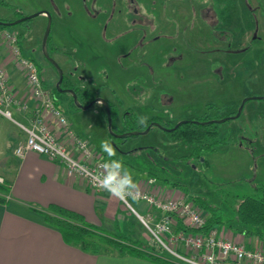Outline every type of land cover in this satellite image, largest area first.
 <instances>
[{"label":"rangeland","instance_id":"1","mask_svg":"<svg viewBox=\"0 0 264 264\" xmlns=\"http://www.w3.org/2000/svg\"><path fill=\"white\" fill-rule=\"evenodd\" d=\"M137 1L140 2L142 12L151 16L152 13L147 7V1L151 0ZM163 1L154 0L155 8L152 9L154 15H156L155 9L159 10ZM212 2L215 4V14L218 17L224 14L223 11L233 8L235 18L239 19L240 25L243 22L248 23V34H252V31L256 34L255 38L250 39L249 45H264V12L249 10L243 6L244 0H212ZM183 3L179 2L182 5L181 9L185 6L186 10L191 11L193 4H196V9L199 8V3L195 1L184 0ZM174 4L178 2L174 0L173 3L167 4L169 15L173 14ZM81 5V0H0V16L15 18L17 10L32 14L45 9L51 19L46 42L48 54L65 73L71 70L81 77L87 74L88 70L90 74L95 71L100 79L99 88H104H101L103 89L101 95L116 101L120 106L119 113L116 112L117 123H120V113L122 114L124 107L131 106L130 108L135 111V121H139L141 117L147 119L153 117L161 123L177 122L187 117L203 115L206 111V103L209 102L218 106L211 110V115L219 116L225 114L230 104L233 103L232 107H235L239 99L249 91L264 94V77L258 78L249 74V77L241 75L227 78L225 58H233L227 47L215 51L204 41L201 40L198 45L194 39L192 44L185 45V41L180 37L182 29L178 25L168 26L162 32L155 30L153 35L159 36L154 38L156 43L152 45H122L127 40V36L132 35L131 33L118 35L110 45H105L98 37L99 33L96 29L86 28L84 25L87 24L80 21ZM177 9L179 8L175 11ZM137 18L140 21L142 16L138 15ZM224 18L227 20V17ZM257 18L260 24L259 28L254 30ZM194 21L197 27V19ZM228 21L231 23L230 18ZM47 23V15L37 14L30 18L28 24L17 23L7 27L20 33L19 45L23 53L33 58L41 67L45 78L44 86L52 89L59 76L56 66L46 57L42 48V38ZM155 25H157L156 20ZM202 25L210 36L209 33L213 28L203 22ZM87 39H90L89 44L94 45H85ZM230 39L227 37L222 45H227ZM215 64H218L217 68L214 67ZM220 66L221 71H219ZM73 83L83 85L78 81ZM96 86L97 84L94 87ZM129 88L133 91L132 96L129 95ZM113 91L117 93V99L112 96ZM56 99L74 132L100 153L105 164L109 159L119 160L131 174H135V177H146L151 169L156 171L158 176L153 180L154 183L170 188L172 186L170 182L177 181L190 193L207 196L218 203L220 199L217 191L222 187L226 191L245 193L250 192L255 184H264V149L261 145L264 141V122H261L264 119H262L263 108L260 99H250L246 102L244 107H249L245 116L242 113L238 117L217 122L215 125L219 129L222 141L216 143L214 149L205 150L201 158H189V162L178 157L188 154L191 146L171 140L168 132L159 125H151L147 132L129 134L125 141H112L107 113L103 107L97 105L86 108L72 107L69 102L70 96L66 91H61ZM251 106L258 107L259 110L248 115ZM9 108L12 110L13 119L0 114V152L6 150L4 156L0 155V170L12 176L16 169L12 148L18 138L26 137L25 131L16 121L25 124L29 122L16 107L9 106ZM247 117L250 122L248 128L243 122ZM112 120L114 122L113 114ZM135 123L131 122L130 126L137 127L134 128L135 130L144 129L142 124ZM111 127L115 131V124ZM105 140L114 148L115 156L109 157L101 149V142ZM159 176L167 177L169 180L166 182ZM160 190L161 188L152 191L159 194ZM177 196L179 199L187 198L183 191H178ZM138 200L131 196L127 199L129 204L140 212L143 207L139 205ZM123 203L127 207L122 211L123 217L125 216L126 219L128 216L137 233L154 243L153 235L139 221L136 212L124 201ZM200 211L205 213L201 208ZM231 216L227 214L223 218ZM100 222L105 223L102 220ZM225 228L228 231L227 225ZM231 228L236 231L234 226Z\"/></svg>","mask_w":264,"mask_h":264},{"label":"crops","instance_id":"2","mask_svg":"<svg viewBox=\"0 0 264 264\" xmlns=\"http://www.w3.org/2000/svg\"><path fill=\"white\" fill-rule=\"evenodd\" d=\"M6 50L5 43L0 41V61L5 66L11 86L18 97H22L27 93L26 77L14 61L7 59ZM29 109H17L28 122ZM56 129L59 131V127ZM23 137L18 138L14 145ZM15 146L12 148L16 162L14 174L10 176L0 170V175L10 185L5 199L0 200V264H166L132 254L91 253L66 242L58 228L48 223L40 211L51 202L76 210L88 222L109 231L127 232L133 239L144 238L137 233L129 217H123L122 211L127 209L123 201L106 191L91 190L78 178L68 177L64 165L45 154L28 150L21 157L16 155ZM5 154L6 150L0 152V155ZM132 176L138 188L144 191L161 188L158 193L165 199H178V191H182L176 186L167 188L154 183L153 175ZM138 202L144 210L141 213L149 209L146 202ZM101 220L105 223L101 224ZM113 227L116 230L113 231ZM227 228V235L233 240L242 241L248 247L262 245L254 234L233 231L230 226Z\"/></svg>","mask_w":264,"mask_h":264},{"label":"built area","instance_id":"3","mask_svg":"<svg viewBox=\"0 0 264 264\" xmlns=\"http://www.w3.org/2000/svg\"><path fill=\"white\" fill-rule=\"evenodd\" d=\"M0 41L7 47V59L20 67L27 81L26 95L18 97L0 61V114L13 119L9 106L25 110L29 107L28 100L33 101L29 109L30 122L16 121L26 137L17 143L14 152L20 157L28 150L45 154L62 163L68 177L80 179L91 190H99L96 184L105 162L85 139L74 132L56 104L52 91L42 84L36 63L22 53L19 34L8 27H0ZM56 127H59V131ZM3 181L0 175V182ZM132 197L145 201L149 209L141 213L127 199L123 201L149 229L154 242L177 261L184 264H264V247H248L242 241L231 239L224 224L211 227L206 232L178 229L176 224L179 218L193 227L206 223L205 213L192 200L165 199L157 192L140 188Z\"/></svg>","mask_w":264,"mask_h":264},{"label":"flooded vegetation","instance_id":"4","mask_svg":"<svg viewBox=\"0 0 264 264\" xmlns=\"http://www.w3.org/2000/svg\"><path fill=\"white\" fill-rule=\"evenodd\" d=\"M175 1H177L178 4L176 5L174 4L172 9L173 12L172 15L171 14L169 15L167 12V4L173 3L174 0H164L161 5V8L159 10L155 9L156 15H154L152 11V9L155 8L153 6L154 0H151L149 2L147 1L148 4L147 7L152 13L151 16H149L142 12L141 9L142 7H140L139 4L140 2L137 0H81L82 5L80 12V21L87 24L84 25L86 28L92 27L96 29L97 32L99 33L98 37L104 41L105 45H110L113 39L118 35L123 36V34L128 35L130 33L132 35H128L127 40L122 45H152L156 43L154 41V38H157L159 36L157 34H155V36L153 35L155 30H158V32H162L165 31L166 28H168V26L171 27L172 25L174 26L178 25L182 29L180 37L185 41L184 42L185 45L192 44L191 43L192 39H194L195 42L198 43V45L200 42L204 41L205 43H207V45L211 46L212 50L215 51L218 50L219 48H221L220 50H223L224 49L223 47H227L228 49H230L233 58H228V59L225 58V63H224V67L226 68L228 74L227 78L229 76L232 78L241 75H246L249 77V74L251 76H256L258 78L264 77V45H249L250 39L255 38L256 34L253 33V31L252 34L251 33L248 34L249 31L248 30L249 27L247 25L248 23L245 24L243 22L240 25L239 19L235 18L236 15H234L235 12L233 8H231L232 10L230 9L223 11L222 13L224 14L218 17L217 14H215V7H214L215 4L212 2V0H190L199 3V8L196 9L195 8L196 4H193V8L191 9V11L186 10L185 6H183L184 9H181L182 5L179 4V2L183 3L184 0H175ZM254 1L252 2L250 0H244L243 6L254 12H261V11L264 12V0H254ZM176 8L179 9L175 11ZM16 13L17 16L15 18H8L6 16H0V18L1 20L12 21L29 15L23 12L22 10H17ZM35 13L41 14L42 16L47 15L48 18L50 16V14L46 12L45 9H41ZM138 15L142 16L140 21L137 18ZM224 17H227V20H225ZM30 18L31 17L22 19L17 23L28 24ZM228 18H230L231 23L228 21ZM195 19H197L198 22L197 27L194 21ZM155 20L157 25H155ZM237 21L239 25L236 24ZM202 22L209 24L210 28L214 29V30L212 29L213 34H212V30L209 33L211 39L210 36H208L206 28H204V25H202ZM259 24H260L259 19L257 18L253 29L254 30L258 29ZM227 37L231 39L226 43L227 45H222L223 42H226ZM89 42L90 39H87L85 41V45H88ZM89 45H94V44L90 43ZM217 65L218 64H215L214 67L217 68L218 67ZM91 68L95 70L93 66H91ZM67 71L68 73L63 72V78L64 76L66 77L69 85H61V87L64 89L61 91L68 92L70 96L69 102L72 107H79V106L75 104L73 95L69 91L70 88L75 91L78 100L83 105L89 103V106L91 105L101 106L106 111L105 105L98 99V97H102L107 100L110 111L112 110L111 109V105H112L113 107L116 108L115 111L119 113V107H120L119 104L116 101H112L110 98H105V96L101 95V91H103L104 88L103 87L99 88L100 79L97 76V74H95V71L94 73L92 71V74H90V71L88 70L87 74H84L83 76L81 75V77L77 76L75 72L71 70H67ZM219 71H221V66ZM214 72H216L215 69ZM57 74L59 76L58 70H57ZM72 78L74 79L73 81L71 80ZM255 80L257 81L259 79H255ZM77 81L79 83H82L83 85L73 83ZM95 84H97L96 87H94ZM128 92L129 95L132 96L133 91L131 88H129ZM112 94L114 98L116 99L118 98L116 92L113 91ZM250 99H260L262 101L261 106L263 109L261 108V106L260 108L263 111L262 119H264V94H261L259 92L257 93L256 91H252V92L249 91L245 95H243L241 99H239L235 107H232L233 103L232 105L230 104V106H228L229 109H227V111L223 115H219V116L211 115L212 112L211 110L218 108V106L214 103L209 102L206 103V111L203 115L191 116L185 119H181L184 121L180 122V124L192 122L201 125L207 124L208 126H216L215 124L217 122H220L219 119H224V120L231 119L240 116L242 113L245 116L249 106L244 107V105ZM122 102H120V104H122ZM130 107H124V109L122 110V114L120 113V123L115 122V118L118 115L114 111L115 112L113 113L114 122L112 120V124H115L114 132L124 133V135L116 136L111 133L112 141H118V142L125 141L128 135L130 134L129 131L133 130L128 128L131 125L132 121L130 120L129 122V119L125 117L126 114L129 112L135 113V111H133V109H131ZM257 109L258 107L251 106V108H249L250 111L248 115H250V112L253 111L256 112ZM111 116H112V111H111ZM135 118L136 117H134V119ZM247 119L248 117L243 122L245 126L248 128L250 122ZM147 120L150 121V123H148L147 125L149 124L153 125L155 124V121H157L153 117ZM263 122L264 120L261 123ZM171 123H173L174 125L176 122H171ZM135 124H139V121H136ZM137 130H142V129H137ZM261 145L264 149V141H262ZM263 154H264V150H263Z\"/></svg>","mask_w":264,"mask_h":264},{"label":"trees","instance_id":"5","mask_svg":"<svg viewBox=\"0 0 264 264\" xmlns=\"http://www.w3.org/2000/svg\"><path fill=\"white\" fill-rule=\"evenodd\" d=\"M0 27H7V25L0 24ZM31 59L35 62L33 58ZM36 65L38 67L41 82L44 85L45 78L42 75V69L37 63ZM61 85H69L65 76ZM50 90L58 105L56 98L61 91L55 86ZM30 102L33 103V101L29 99L28 105ZM111 109L112 114L116 112V108L112 105ZM125 117L129 119V122L130 120L136 122L134 119L135 113L133 112L127 113ZM148 123H150L149 120H147V124ZM162 124L169 127L173 126V123L169 121ZM143 127L145 126L143 125ZM128 128L134 129L137 127L129 126ZM165 130L168 132V137L171 140L191 146V151L188 154L178 157V159L185 162H189V158H201L205 150L214 149V145L222 141V138L219 136V129L216 126H208L207 124L201 125L188 122L179 124L172 130ZM94 150L97 151L95 148ZM98 156L101 157L99 152ZM204 161L206 162L205 159ZM147 174L158 178L154 170L150 169ZM159 178L164 179L166 182L169 180L167 177L159 176ZM170 183L172 186H176L182 190L187 195V199L192 200L199 208L204 210L206 215V223L201 227L186 225L183 223L182 219L179 218L176 224L178 229H182L186 232H206L211 227L225 224L230 227L234 226L236 230L242 233L254 234L264 247V184H255L252 186L250 192L245 193L233 192L231 190L226 191L222 187L220 191H217V195L219 194L218 197L220 199L218 203L207 196L190 193L181 186L180 182L171 181ZM9 187L8 180L5 179L3 182H0V200L3 201L5 199V194L9 191ZM40 211L43 213L48 223L58 228L66 242L76 245L82 250L91 253L117 255L132 254L166 264H184L174 259L166 250L155 242L151 243L147 240L138 238L133 239L132 235L127 232L118 233L109 231L99 225L88 222L82 213L58 203L51 202L43 209H40ZM227 214L232 216L226 219L223 218V216Z\"/></svg>","mask_w":264,"mask_h":264},{"label":"clouds","instance_id":"6","mask_svg":"<svg viewBox=\"0 0 264 264\" xmlns=\"http://www.w3.org/2000/svg\"><path fill=\"white\" fill-rule=\"evenodd\" d=\"M139 123L147 126V117H141ZM101 149L107 153L109 157L115 156V150L108 141L101 142ZM96 186L108 192L112 197L121 201L128 199L137 191L132 174L128 171L125 165L115 159H109L103 172L100 174Z\"/></svg>","mask_w":264,"mask_h":264},{"label":"water","instance_id":"7","mask_svg":"<svg viewBox=\"0 0 264 264\" xmlns=\"http://www.w3.org/2000/svg\"><path fill=\"white\" fill-rule=\"evenodd\" d=\"M35 14H37V13H32V14H29V15H27V16H24V17H22V18H20V19L12 20V21H7V20L5 21V20H1V19H0V24L7 25V26H9V25H14V24H16L18 21H20V20H22V19H25V18L32 17V16H34ZM50 26H51V19H50V16H49V18H48V23H47V27H46V30H45V32H44L43 38H42V48H43L44 53L46 54V57H48V58L54 63V65L57 67V70H58V73H59V77H58V79H57V81H56V83H55L56 88H57L58 90H64V89L61 87V82H62V80H63V70H62V68H61V67L55 62V60L52 59V58L50 57V55H49L48 52H47L46 42H47V37H48L49 31H50ZM69 91L72 93V95H73V99H74V102H75V104H76L77 106L82 107V108H86V107L89 106V103L83 105V104L78 100L77 95H76V93H75V91H74L73 89L70 88ZM98 99H99V100L105 105V107H106V113H107V121H108V128H109V131H110L112 134L116 135V136H123L124 133H116V132L113 131V129H112V127H111V125H112V116H111V111H110L109 104H108L107 100L104 99V98H102V97H98ZM222 120H224V119H219V121H222ZM182 121H184V120H181V121L176 122V123H175L173 126H171V127L165 126V125L161 124V123L158 122V121H155V124L161 126V127L164 128V129L172 130V129H174L175 127H177V126L180 124V122H182ZM150 126H151L150 124L147 125L143 130H137V129L135 130V129H133V130H130L129 133H130V134H137V133H140V132H147V131L149 130Z\"/></svg>","mask_w":264,"mask_h":264}]
</instances>
